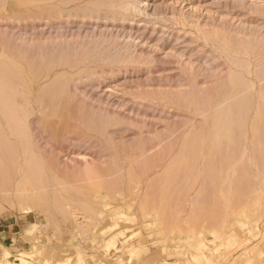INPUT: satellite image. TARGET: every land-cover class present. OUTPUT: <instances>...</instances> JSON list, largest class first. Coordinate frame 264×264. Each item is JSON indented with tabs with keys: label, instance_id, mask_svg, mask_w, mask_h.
<instances>
[{
	"label": "rangeland",
	"instance_id": "rangeland-1",
	"mask_svg": "<svg viewBox=\"0 0 264 264\" xmlns=\"http://www.w3.org/2000/svg\"><path fill=\"white\" fill-rule=\"evenodd\" d=\"M0 83V264H264V0H0Z\"/></svg>",
	"mask_w": 264,
	"mask_h": 264
},
{
	"label": "bare ground",
	"instance_id": "bare-ground-1",
	"mask_svg": "<svg viewBox=\"0 0 264 264\" xmlns=\"http://www.w3.org/2000/svg\"><path fill=\"white\" fill-rule=\"evenodd\" d=\"M120 7V6H119ZM122 8L123 9H128L129 10V6H126V5H124V6H122ZM143 8V7H142ZM142 8L140 7V8H137V7H132L131 9L133 10V9H137V11H142ZM130 9V10H131ZM98 10V9H97ZM111 12V11H110ZM117 13H119L118 11H117ZM65 43V42H64ZM55 47V46H54ZM66 47V46H65ZM49 48V47H48ZM69 49V48H68ZM50 54V53H49ZM56 54V53H55ZM66 54V53H65ZM57 56V55H56ZM14 67V69L16 70V74H18L19 75V71H18V69H17V66H13ZM13 74V73H12ZM89 77V76H88ZM4 78V77H3ZM14 80V79H13ZM15 81V80H14ZM3 87V85L0 83V88H2ZM10 89V88H9ZM224 92V91H223ZM223 92H222V94H223ZM188 93V92H187ZM204 93V92H203ZM4 94V93H3ZM222 96V95H221ZM6 97V96H5ZM215 97V96H214ZM220 98H222V97H220ZM63 101V100H62ZM4 106H6V108H9V110L12 112H18L17 111V109H16V107H13L12 105H11V103H10V101L7 99V97H6V99L4 100ZM47 106H48V104H47ZM46 108V107H45ZM10 124H13V123H10ZM16 124V126H19L20 124H23V123H15ZM263 124V123H262ZM262 127V126H261ZM260 127V128H261ZM5 128V127H4ZM47 129V128H46ZM263 130H264V127L262 128ZM236 130V129H235ZM6 131H7V128H6ZM261 131V130H260ZM51 132V131H50ZM239 132V131H238ZM237 130H236V137H238L237 136ZM7 133V132H6ZM224 134V133H223ZM12 138V137H11ZM239 138V137H238ZM238 138H236L237 139V143H238ZM13 139V138H12ZM175 139V138H174ZM208 142V141H207ZM228 142H229V140H228ZM240 142V141H239ZM243 144L244 143H242L241 145H242V147H243ZM251 145V144H250ZM223 146H225V144L223 145ZM232 146V144L230 145V147ZM239 146L240 145H237V147L239 148ZM252 147V146H251ZM233 148V147H232ZM232 148H231V150H232ZM237 148V149H238ZM252 149H253V147L251 148V151H252ZM206 150V149H205ZM229 150H230V148H229ZM231 150H230V152H231ZM236 150V149H235ZM23 151V150H22ZM218 151V150H217ZM236 152L238 153L239 151L238 150H236ZM1 153H2V151H1ZM236 153V154H237ZM4 155V154H3ZM230 155V154H229ZM257 156V155H256ZM259 156V155H258ZM239 157H240V155H239ZM199 158V157H198ZM259 158H260V156H259ZM216 161H218L217 159H216ZM12 164V163H11ZM17 164H19V163H17ZM251 164V163H250ZM224 166V165H223ZM258 166H259V164H258ZM11 167H12V165H11ZM16 167H17V165H16ZM196 167V166H195ZM226 168V167H225ZM17 169V168H16ZM214 170V169H213ZM9 171V170H8ZM250 171H251V169H250ZM1 173V172H0ZM196 173V172H195ZM206 173V172H205ZM224 173V172H223ZM2 175V174H1ZM188 176H190V175H188ZM231 176V175H230ZM164 177V176H163ZM207 178V177H206ZM246 178V177H245ZM3 181V180H2ZM11 181V180H10ZM246 182V181H245ZM243 184H246V183H243ZM10 185V184H9ZM212 187V186H211ZM5 190H3V192H4ZM8 191V190H7ZM6 192V191H5ZM4 192V193H5ZM9 192V191H8ZM177 192V191H176ZM253 194V193H252ZM15 258H17V257H15ZM125 258H127V259H129L130 258V255L129 254H127L126 256H125ZM194 260V262L195 263H198V264H200V263H202L204 260H206V254L205 253H201L200 255H198V256H195L194 258H193ZM10 261V260H9ZM13 261V260H12ZM11 262V261H10ZM9 263V262H8ZM12 264L14 263V262H11ZM16 264V263H15ZM18 264V263H17ZM19 264H20V262H19Z\"/></svg>",
	"mask_w": 264,
	"mask_h": 264
}]
</instances>
